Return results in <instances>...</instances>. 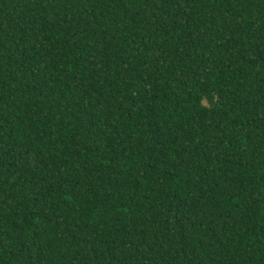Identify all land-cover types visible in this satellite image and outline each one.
Returning a JSON list of instances; mask_svg holds the SVG:
<instances>
[{
  "label": "trees",
  "instance_id": "16d2710c",
  "mask_svg": "<svg viewBox=\"0 0 264 264\" xmlns=\"http://www.w3.org/2000/svg\"><path fill=\"white\" fill-rule=\"evenodd\" d=\"M0 264H264V0H0Z\"/></svg>",
  "mask_w": 264,
  "mask_h": 264
}]
</instances>
